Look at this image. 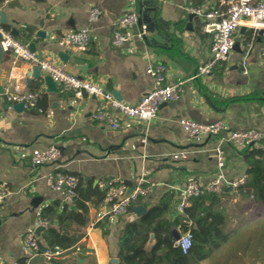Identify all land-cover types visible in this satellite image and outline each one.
<instances>
[{"label": "crops", "instance_id": "1", "mask_svg": "<svg viewBox=\"0 0 264 264\" xmlns=\"http://www.w3.org/2000/svg\"><path fill=\"white\" fill-rule=\"evenodd\" d=\"M189 3L223 7V0H137L134 9L139 23L131 30L135 33L146 26L147 33L142 39L114 47L113 30L128 8L126 0H0V24L7 25L15 38L125 102L137 103L151 89L152 81L145 73L150 61L164 62L168 79L185 81L179 99L162 103L152 123L124 119L120 129L114 130L93 118L99 103L96 97L86 93L78 96L57 83V88L50 90L45 82L48 74L1 50L0 187L8 190V196L0 205V264H119L120 235L128 223H138L167 200L170 210L164 216L173 220L180 213L178 204L187 182L207 183L218 172V138L190 137L180 119L203 123L224 120L233 130L264 133V57L259 50L263 34L240 27L229 58L209 75L191 79L211 56L213 33L206 28L208 21L186 11ZM92 8L102 11L94 22L89 19ZM83 27L91 30L88 47L63 43L65 33ZM249 41L254 49L244 72L239 61ZM60 53L67 55L66 62ZM6 90L39 92L37 107L24 109L15 104L10 109ZM53 145L61 149L57 163L33 166L32 151ZM222 150L225 178L245 179L247 165L242 153L229 143H223ZM180 153L187 158H173ZM57 166L79 177L83 189H104L100 181L118 179L132 188L143 185L149 191L134 201L125 215L114 216L108 203L97 196L79 202L65 199L48 181ZM224 192L215 208H225L230 217L236 216L231 224L240 221L248 230L243 235L230 233L208 258L193 259L192 264H264V230L258 217L264 207H259L258 216H252L253 204L243 203L235 194L237 189L228 186ZM79 203L88 206V221L85 226L72 224L85 235L74 247L59 249L52 259L25 251L28 232L34 231L44 243L42 234L48 228L60 229L54 215L63 211L64 204L81 212ZM51 206L55 210L45 212ZM39 218L47 225L39 226ZM175 232L184 234L180 226ZM154 242L152 233L147 248Z\"/></svg>", "mask_w": 264, "mask_h": 264}, {"label": "built area", "instance_id": "2", "mask_svg": "<svg viewBox=\"0 0 264 264\" xmlns=\"http://www.w3.org/2000/svg\"><path fill=\"white\" fill-rule=\"evenodd\" d=\"M128 8L126 12L116 21L113 30L111 43L114 47H121L131 43L135 38L142 39L147 33V27L142 26L137 32H132L131 28L138 25L139 17L134 9L137 0H126ZM188 13L202 17L207 22L206 28L213 33L211 46V56L207 62L198 66L191 79H196L203 75H209L219 64L226 61L233 52L236 40L235 34L240 27L245 26L256 31L263 30L264 36V0H223V7L195 6L189 3L186 7ZM102 11L92 8L89 19L94 22L101 17ZM63 43L86 48L91 43V30L83 27L69 31L64 34ZM0 45L3 51L11 52L16 59L29 61L38 65L44 73L50 75L57 84H61L65 89L81 96L86 93L98 99L99 103L93 114V118L109 124L112 129L118 130L124 119L139 120L146 125L152 123L158 116L159 107L165 102H174L181 96L185 81H172L167 78V66L162 61H150L145 73L152 81L151 89L144 94L137 103H128L119 99L113 92L94 81L69 72L63 65L42 57L33 50L29 43H24L14 37L10 30L0 26ZM254 44L247 42L243 58L239 65L247 72L249 59L252 55ZM260 54L264 57V41L260 45ZM7 92V93H6ZM7 100L10 102L9 108L15 104H23L24 109H34L37 107L39 92H11L6 90ZM42 112L41 109H38ZM180 124L190 137H200L210 135L218 138V145L215 152L219 159L218 172L214 179L207 183H202L195 179H190L182 192L181 201L178 204V211L182 213L190 205L192 198L205 193H223L228 186L237 189L245 181L244 178L228 181L222 173L225 166V157L222 150L223 143L233 145L240 152H252L264 149V133L257 129L233 130L224 121L198 122L190 118L180 119ZM61 156V149L53 145L46 149H34L31 153L33 166L38 167L46 164H55ZM174 159L187 158L185 153L176 154ZM48 176L49 184L63 197L73 201L76 197V190L79 178L76 175L64 172L59 168ZM100 187L107 189L105 202L109 205V213L114 216L125 215L132 203L141 195H146L148 187L137 185L130 187L126 182L118 179L102 180ZM8 196V190L0 187V205ZM39 226L47 225V221L42 218L38 220ZM184 253H187L192 246V234L185 232L177 241ZM24 249L29 255H41L47 259H52L59 254V249H41L39 239L34 231L28 232L24 237Z\"/></svg>", "mask_w": 264, "mask_h": 264}, {"label": "trees", "instance_id": "3", "mask_svg": "<svg viewBox=\"0 0 264 264\" xmlns=\"http://www.w3.org/2000/svg\"><path fill=\"white\" fill-rule=\"evenodd\" d=\"M9 29L7 25H2ZM247 165L246 178L237 192L243 203L249 201L254 207H264V149L252 152H241ZM79 178V177H78ZM85 191V193H84ZM74 202L80 199L89 200L90 196H97L105 200L107 189H83L82 182L76 190ZM205 193L191 200L182 213H178L173 220L166 219L165 214L170 210V201H163L155 207L150 214L144 216L138 223H128L120 235L121 261L119 264H192V260H204L211 253L228 240L230 227L227 223L230 216L225 213V208L214 204L219 202V196L224 194ZM210 200V203L207 201ZM51 206L45 212L55 210ZM81 212H75L64 204L63 211L54 215L59 223V230L48 228L43 234L44 243L40 242L41 249L58 248L67 250L74 247L85 235L72 224L85 226L88 221V206L79 203ZM259 214V216H258ZM262 218L261 227L264 230V212L258 213ZM46 218V215H43ZM180 226L181 232L192 234V246L184 253L177 244L180 233L176 234V227ZM154 233L155 242L147 248L151 234Z\"/></svg>", "mask_w": 264, "mask_h": 264}, {"label": "rangeland", "instance_id": "4", "mask_svg": "<svg viewBox=\"0 0 264 264\" xmlns=\"http://www.w3.org/2000/svg\"><path fill=\"white\" fill-rule=\"evenodd\" d=\"M259 207H261V205H259L258 207H254V209H253L254 213H251L252 216H254V215L257 216V212H259V211H258ZM235 217H236L235 215H232V216L229 218V221H230V224H229V225H230L231 227L235 225V228H234L233 231L230 232V233H231L232 235H243L248 229H246L247 227H243V224L240 223V221H236V222H237L236 224H234V223L231 224V221H233V219H234ZM260 223H262V220H261ZM252 227H253V226H251L250 229H252ZM244 229H245V230H244Z\"/></svg>", "mask_w": 264, "mask_h": 264}, {"label": "water", "instance_id": "5", "mask_svg": "<svg viewBox=\"0 0 264 264\" xmlns=\"http://www.w3.org/2000/svg\"><path fill=\"white\" fill-rule=\"evenodd\" d=\"M259 32H260V34H263V30H260ZM40 35H41V33H40ZM31 48L33 49V46H31ZM1 50H2V48H1V45H0V52H1ZM60 57L62 58L63 61L66 62V60H67V55L66 54L60 53ZM36 66H37V69H38L37 71H41L40 67L38 65H36ZM35 75H37V74H35ZM45 82H46V84H47V86L49 87L50 90H53V89L57 88L56 82L53 80V78L50 75H48L45 78ZM18 106L23 108V104H21V103L18 104ZM175 233L178 234L177 232H175Z\"/></svg>", "mask_w": 264, "mask_h": 264}]
</instances>
